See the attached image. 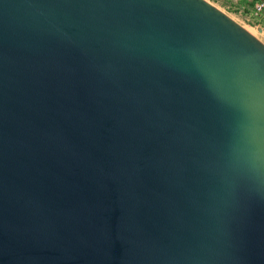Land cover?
Wrapping results in <instances>:
<instances>
[{"label": "water", "instance_id": "obj_1", "mask_svg": "<svg viewBox=\"0 0 264 264\" xmlns=\"http://www.w3.org/2000/svg\"><path fill=\"white\" fill-rule=\"evenodd\" d=\"M0 264H264V44L204 0H0Z\"/></svg>", "mask_w": 264, "mask_h": 264}, {"label": "rangeland", "instance_id": "obj_2", "mask_svg": "<svg viewBox=\"0 0 264 264\" xmlns=\"http://www.w3.org/2000/svg\"><path fill=\"white\" fill-rule=\"evenodd\" d=\"M242 27L249 28L256 38L264 44V8L256 10L261 0H204Z\"/></svg>", "mask_w": 264, "mask_h": 264}, {"label": "built area", "instance_id": "obj_3", "mask_svg": "<svg viewBox=\"0 0 264 264\" xmlns=\"http://www.w3.org/2000/svg\"><path fill=\"white\" fill-rule=\"evenodd\" d=\"M255 8H256L257 12L261 11L264 8V0H261L258 3H256Z\"/></svg>", "mask_w": 264, "mask_h": 264}, {"label": "bare ground", "instance_id": "obj_4", "mask_svg": "<svg viewBox=\"0 0 264 264\" xmlns=\"http://www.w3.org/2000/svg\"><path fill=\"white\" fill-rule=\"evenodd\" d=\"M243 29H245L248 33H250L251 35H253L254 37H256V35L254 34V32L252 30H249V28L243 27Z\"/></svg>", "mask_w": 264, "mask_h": 264}]
</instances>
